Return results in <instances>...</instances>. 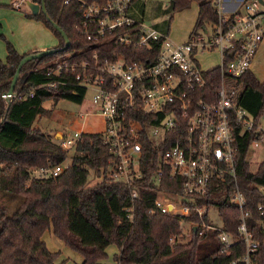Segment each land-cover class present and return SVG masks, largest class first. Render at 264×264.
I'll list each match as a JSON object with an SVG mask.
<instances>
[{"label": "built area", "instance_id": "1", "mask_svg": "<svg viewBox=\"0 0 264 264\" xmlns=\"http://www.w3.org/2000/svg\"><path fill=\"white\" fill-rule=\"evenodd\" d=\"M226 1L234 4L231 10L226 11ZM72 2L82 3L81 33L92 44L90 49H97L90 58L82 60L69 61L71 55L56 59L52 73L60 79L45 87L51 90L66 87L71 75L75 84L86 90V95L92 93L91 106L79 118L101 116L104 122L99 132L63 133L59 146L69 151L86 134L101 136L110 158L96 178L99 182L131 188L132 204L123 209L129 223H134V201L144 190L154 195L149 199L152 203L149 214L178 220L181 233L172 236L171 243L191 236L194 229L201 236L211 231L217 233L222 255L242 253L231 264H258L259 242L249 226L253 214L248 211L246 196L233 187L227 198L241 213L236 235L224 229L219 208L211 203L219 192L229 189L231 182H237L238 156L246 135L264 133L240 105L239 84L251 72L264 42V0H215L217 22L193 31L183 43L136 19L131 13V0H108L104 4L64 0L65 5ZM22 4L20 1L12 6L19 10ZM113 44L147 54L128 59L124 53L115 51L101 57L99 47ZM214 53H218L219 63L204 69L201 58ZM213 69H220L221 78L217 81L207 78ZM147 140L160 152L157 168L151 175L145 171L149 162ZM253 146L260 144L257 141ZM66 169L64 163L42 167L32 169L31 176L57 178ZM166 177L177 182L179 191L162 188ZM260 190L264 194V188ZM212 207L218 208L220 226L211 220ZM257 214L264 232V202L258 205ZM187 223L188 233L184 230Z\"/></svg>", "mask_w": 264, "mask_h": 264}, {"label": "trees", "instance_id": "2", "mask_svg": "<svg viewBox=\"0 0 264 264\" xmlns=\"http://www.w3.org/2000/svg\"><path fill=\"white\" fill-rule=\"evenodd\" d=\"M85 1L104 4L108 0ZM131 1L135 4L139 0ZM31 2L41 4L42 0ZM194 2L198 4L199 13L193 31L207 23L217 22V9L211 0H172L171 3L174 12H181ZM46 8L50 19L67 34L70 46L23 67L15 90L17 97L10 107L4 96L10 90L21 61L34 53L20 55L11 42L2 38L6 43L7 59L5 62L0 60V192L21 197L22 201L12 215L0 212V264H60L61 253L50 251L43 240L50 228L58 239L83 256V264H99L110 246L118 248L119 264H231L232 260L240 259L241 252L230 257L222 255L217 233L211 231L202 236L193 232L187 243H171L170 238L181 233L178 220L149 214L152 207L149 199L154 195L144 190L134 201V223L126 221L123 209L132 204L129 186L107 182L87 186L92 174L101 176L110 158L109 148L98 134L84 135L76 147L71 166L59 177L32 178V169L58 166L67 159V152L57 141L34 129L39 117L51 114L43 107L44 103L52 100L56 105L68 100L82 104L86 96V90L76 85L71 75L66 87L55 90L45 87L60 79L53 75L52 63L67 55H71L69 61L72 62L90 58L97 49H90L92 44L81 33L82 3L65 5L64 0H46ZM24 15L27 19L43 23L56 36L59 45L54 49L65 47L61 35L42 12L37 16L31 13ZM115 51L124 53L128 59L143 58L147 54L143 50H127L114 44L99 47L101 57L110 56ZM220 75V69H213L207 73V78L217 81ZM239 84L242 86L240 105L259 123L264 115V82L248 72ZM25 96L27 99L23 100ZM263 139L264 133L246 135L238 156L237 182H231L229 189L219 192L211 203L219 208L224 229L236 235L241 213L228 203L227 198L233 187H238L246 196L248 211L253 214L249 226L259 242L258 264H264V232L258 224L257 214L258 205L264 202V194L260 190L264 188V164L254 174L250 171L247 157L253 143ZM148 141L149 162L145 171L151 175L157 168L160 152ZM161 186L172 192L180 189L177 182H172L169 177L163 179Z\"/></svg>", "mask_w": 264, "mask_h": 264}, {"label": "rangeland", "instance_id": "3", "mask_svg": "<svg viewBox=\"0 0 264 264\" xmlns=\"http://www.w3.org/2000/svg\"><path fill=\"white\" fill-rule=\"evenodd\" d=\"M15 2L20 3V0H0V24L2 25L0 28V43L4 42L2 38H5L13 45L14 42L26 43L28 41V35L31 36V33L26 29L23 22H19L21 17L17 14L18 11L16 12L12 6ZM171 2L172 0H139L132 5L131 13L136 19L144 20L147 24L169 34L174 40L183 43L189 36L193 27V22L197 19L198 4L194 2L188 10L174 12ZM22 5V8L20 7V12L31 13L25 3ZM9 6L12 8H8ZM12 10L14 14L10 13ZM35 36V40H37V34ZM201 63L204 69H209L217 65L219 63L218 53L206 54L202 57ZM252 72L258 81H264V44L252 66ZM91 99L92 93L89 91L85 98L86 104L84 102L82 104H76L68 100H62L55 105L52 100L46 101L43 107L51 111V114L49 116L39 117L34 124V129L37 131L39 130L41 133H45V135L49 136L54 142H59L63 133H72L73 130H83L85 132H99L103 130L104 120L101 116H91L90 119L86 117L79 118V115L84 114V111L87 110V103H90ZM259 124L260 128L264 130V115L261 116ZM259 144V147H251L247 157L252 173H257L260 166L264 164V139L262 142H259ZM75 150L76 148L66 151L67 159L64 162L65 168L71 166ZM28 183H30V181H28ZM96 183L100 182L92 174L87 186L94 187ZM21 201V197L0 192V212L5 211L6 215H12L19 207ZM209 213L213 224L215 226H220L222 221L218 208H210ZM188 227L189 224L187 223L184 226L185 232L188 230ZM47 231L45 233V239H50ZM190 239L191 236L188 235L185 238L180 237L179 243H187ZM49 244L56 252L61 253L60 264H83V256L67 245L58 242V240L53 237H51ZM115 254V247L107 249L106 257L101 260L102 264H117Z\"/></svg>", "mask_w": 264, "mask_h": 264}, {"label": "crops", "instance_id": "4", "mask_svg": "<svg viewBox=\"0 0 264 264\" xmlns=\"http://www.w3.org/2000/svg\"><path fill=\"white\" fill-rule=\"evenodd\" d=\"M211 1L214 2L215 0H211ZM226 2H228V3H226ZM226 2L224 3L226 11L231 10L234 7V4L233 3H229V1H226ZM22 6H21V8H22ZM186 10H188V9H186ZM12 11H10V13L14 14V11L13 12ZM15 11L16 12L18 11L17 14H19L20 17H21V19H19V22H23V24L26 26V29L29 31V33H31V36L28 35V41L26 43L14 42V47L16 48V50L19 52L20 55H27V54H31V53H36V52H40V51H46V50L54 49V48H56L59 45V40L56 38V36L43 23L35 21V20L27 19L25 17V15L23 14L24 12L23 13L20 12V9L19 10L15 9ZM198 13H199V7H198ZM197 18H198V15H197ZM196 20L197 19H195V21L193 22V27H192V29H191V31L189 33V36L185 40V42L189 39L191 33L193 32L195 24H196ZM1 26L2 25L0 24V28H1ZM160 31H162V30H160ZM36 34H37V40H35V37H36L35 35ZM170 38L172 40H174L171 36H170ZM174 41H176V40H174ZM176 42H178V41H176ZM0 44H1L0 45V60L5 62L6 59H7L6 43L3 42V43H0ZM263 44H264V42H263ZM263 44H262L260 50L262 49ZM260 50H259V52H260ZM259 52H258V54H259ZM258 54H257V56H258ZM257 56H256V58H257ZM256 58H255V60L253 62V65H254V63L256 61ZM251 72H252V68H251ZM260 82H264V81H260ZM84 103H85V101H84ZM90 106H91V103H87V109ZM88 118L90 119V117H88ZM47 232H48V234L50 236V239L49 238L45 239V234H44L43 240L46 243V245H47V247L49 248L50 251L56 252V250L54 248H52L50 246V244H49V241L51 240V237L55 238L56 240H58V242H61L62 244H65V243L63 241H61L60 239H58L54 235V232H53L52 228L50 230H48ZM110 247H115L116 263L119 264L118 261H117V255L119 254L118 248L116 246H110ZM109 248H107V249H109ZM99 264H102V262L100 261Z\"/></svg>", "mask_w": 264, "mask_h": 264}, {"label": "water", "instance_id": "5", "mask_svg": "<svg viewBox=\"0 0 264 264\" xmlns=\"http://www.w3.org/2000/svg\"><path fill=\"white\" fill-rule=\"evenodd\" d=\"M20 1H22L23 3H25L27 5L31 14H33L34 16L39 15L41 12L46 16V18L52 24L54 29L61 35L62 39L65 42V47L63 49H50V50H46V51H40V52L26 56L21 61V63L19 64V66L17 68L16 74H15L14 78L12 79L10 90L4 96L9 107L11 106L12 102L14 101L16 86H17V83L21 77V72H22L23 67L27 63H29L33 60H39V59H43L47 56L57 54L61 51H64L65 49H67L70 46V40H69L67 34L62 30V28L58 24H56L54 21H52L50 19L48 12H47V8H46V0H42L41 4L32 3L31 0H20ZM230 56H232V55H230ZM57 140H58V137H57ZM194 232H196V229H194Z\"/></svg>", "mask_w": 264, "mask_h": 264}]
</instances>
